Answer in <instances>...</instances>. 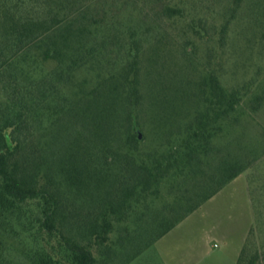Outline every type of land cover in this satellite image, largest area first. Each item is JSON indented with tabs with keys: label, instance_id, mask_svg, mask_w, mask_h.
I'll list each match as a JSON object with an SVG mask.
<instances>
[{
	"label": "trees",
	"instance_id": "trees-1",
	"mask_svg": "<svg viewBox=\"0 0 264 264\" xmlns=\"http://www.w3.org/2000/svg\"><path fill=\"white\" fill-rule=\"evenodd\" d=\"M195 1L168 0L160 19L207 37L206 16L188 8ZM225 1L218 45H226L229 24L246 4V46L264 44V0ZM152 26L144 18L116 25L105 15H75L37 0H0V264H98L97 252H112L115 222L157 196L164 181L201 174L168 207L172 217L157 215L135 257L251 166L238 153L209 174L202 165L216 137L240 123L244 104L249 113L264 109L261 68L227 87L217 69L206 67L193 90V118L175 120L178 129L165 136L161 117L165 148L148 154L139 148L132 112L144 97V44ZM182 38L183 50L195 49L194 40ZM214 55L211 47L207 64ZM263 258L264 243L252 231L236 264Z\"/></svg>",
	"mask_w": 264,
	"mask_h": 264
},
{
	"label": "rangeland",
	"instance_id": "rangeland-1",
	"mask_svg": "<svg viewBox=\"0 0 264 264\" xmlns=\"http://www.w3.org/2000/svg\"><path fill=\"white\" fill-rule=\"evenodd\" d=\"M167 1L37 0L53 9H72L75 15H105L108 22L116 25L143 18L153 25L144 44L143 64L147 65L142 76L144 97L132 112L139 126L138 132L142 133L138 146L146 154L165 148L164 134L167 136L178 129L173 124L175 120L179 125L193 118L197 107L193 90L206 67L217 69L227 87L249 79L259 68L264 69V44H256L253 48L246 46V35L251 31L246 24L251 13L248 4L230 22L226 45L220 47L217 41L222 34L220 28L227 1L197 0L190 3L188 8L193 13L207 18L208 31H202L207 37L202 38L180 31L182 24L179 22L160 19L162 5ZM182 37L194 40L195 49L183 50ZM211 47L215 55L212 64H207V52ZM156 48L160 54L155 59ZM164 83L169 87L164 89ZM158 104L163 108L154 107ZM237 113L240 123L234 131L225 128L216 137L209 161L202 165L203 170L208 174L216 171L217 163L232 153L252 159L251 166L133 257L147 241L148 229L156 223L157 215L165 212L167 217H172L168 207L186 189L193 188L201 174L195 179L190 176L164 181L157 196L148 195L125 221L115 222L112 252L108 256L97 252L98 264H236L252 231L257 243H264V109L249 113L244 104ZM161 117L168 125L163 137L159 128ZM119 175L126 179L123 174ZM125 227H129L128 230ZM131 255L133 258L127 260Z\"/></svg>",
	"mask_w": 264,
	"mask_h": 264
},
{
	"label": "water",
	"instance_id": "water-1",
	"mask_svg": "<svg viewBox=\"0 0 264 264\" xmlns=\"http://www.w3.org/2000/svg\"><path fill=\"white\" fill-rule=\"evenodd\" d=\"M138 136H139V138H141V137H142V133H141V132H139V133H138Z\"/></svg>",
	"mask_w": 264,
	"mask_h": 264
}]
</instances>
